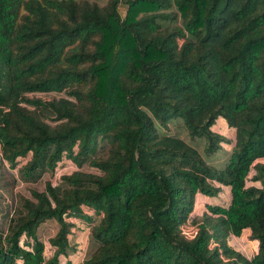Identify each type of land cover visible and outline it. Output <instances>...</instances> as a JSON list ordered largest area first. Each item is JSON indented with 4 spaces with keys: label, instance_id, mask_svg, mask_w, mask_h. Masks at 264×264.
Listing matches in <instances>:
<instances>
[{
    "label": "trees",
    "instance_id": "16d2710c",
    "mask_svg": "<svg viewBox=\"0 0 264 264\" xmlns=\"http://www.w3.org/2000/svg\"><path fill=\"white\" fill-rule=\"evenodd\" d=\"M103 1L0 0V157L29 194L13 197L0 264H74L77 223L76 264H264V0ZM64 159L76 169L37 189ZM211 180L227 203L191 215ZM245 230L248 260L229 244Z\"/></svg>",
    "mask_w": 264,
    "mask_h": 264
},
{
    "label": "rangeland",
    "instance_id": "374dc122",
    "mask_svg": "<svg viewBox=\"0 0 264 264\" xmlns=\"http://www.w3.org/2000/svg\"><path fill=\"white\" fill-rule=\"evenodd\" d=\"M99 4H103V0H98ZM119 10L121 13H123V7H119ZM40 97L43 98H49L51 96H63L68 99H71L68 97L65 93L61 94H36ZM139 104H142L141 101H139ZM29 110L38 116L41 120L44 122L50 124L52 123L51 121V113L47 111L46 109L40 108V107H29ZM212 131H214L217 134H220L225 138V142H221V146L225 151H228L231 147L232 141H233V130L230 129L228 126H225L221 121H219L217 124L212 127ZM224 157V154L220 155V158L222 159ZM171 160V159H170ZM180 162H177L175 164L181 163L184 166H193L192 160L188 159H178ZM172 161L176 162L174 159ZM264 163V161H262ZM76 167L71 162L69 159H64L62 162H58L54 168L53 173L51 174H44L37 183L34 184V186L41 190L43 188V182L45 180H50L52 184L56 183L58 178L60 177L61 174L63 173H68L73 170H75ZM85 171L90 170L92 171L93 169L88 168V167H83ZM253 171L250 173V177L247 178L246 184L251 185V183L255 186H259V183L257 181H254L251 179V174ZM211 183H213L216 186L220 187V191L218 192L217 195L213 197H204V201L206 203H201L199 199L195 198V204L193 207V210L191 212V215L199 216L200 213L204 210V205L208 204H220V205H225L228 201V196H229V190L227 184H225L222 181H216V180H211ZM16 194H21L24 196H28V189L27 185L19 181L15 177V169L9 168L8 165L1 160L0 157V233H3L6 227L7 223V218L11 212V208L13 206V197ZM73 220V219H71ZM77 221V220H74ZM78 227L76 230H74L76 242H77V251L72 255H70V260L72 263L76 264L81 261L83 257V253L85 250L86 246V235H87V230H86V225H83L82 223H77ZM183 230L187 236H191L194 234V230L191 227H183ZM55 231V224L54 222H48L45 223L41 226L39 229V237H41V240L44 243V254L45 256H49L51 253L50 247L47 242V238L52 235ZM230 246H232L235 250H237L240 253L241 259L242 260H248L249 257L253 254L255 248H256V242L253 240H249L247 232H243L239 238H232L229 240ZM64 259L62 258V261ZM19 263L18 261L15 262V264Z\"/></svg>",
    "mask_w": 264,
    "mask_h": 264
},
{
    "label": "crops",
    "instance_id": "0c3cea01",
    "mask_svg": "<svg viewBox=\"0 0 264 264\" xmlns=\"http://www.w3.org/2000/svg\"><path fill=\"white\" fill-rule=\"evenodd\" d=\"M219 121H221L225 126H227L226 123H225V121H224L221 117L217 118L215 123L217 124ZM214 125H215V124H213L212 127H213ZM230 129H231V128H230ZM232 130H233V129H232ZM233 133H234V132H233ZM204 197H205V196L200 195V194H198V195L195 196V198L199 199L200 202L203 203V204L206 203V201L203 200ZM195 200H196V199H195ZM203 209H205V205H204V208H203ZM188 226H189V225H188ZM188 226H185V227H188ZM189 227H191V228L195 231V229H194L192 226H189ZM244 232H247V235H248V233H249L247 230H245ZM242 233H243V232H242ZM254 242H255V241H254Z\"/></svg>",
    "mask_w": 264,
    "mask_h": 264
}]
</instances>
